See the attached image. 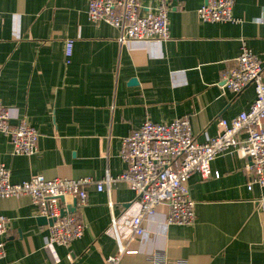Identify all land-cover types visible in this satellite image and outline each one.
<instances>
[{
	"label": "crops",
	"instance_id": "obj_1",
	"mask_svg": "<svg viewBox=\"0 0 264 264\" xmlns=\"http://www.w3.org/2000/svg\"><path fill=\"white\" fill-rule=\"evenodd\" d=\"M88 2L0 0V100L39 131L31 155H12L9 139L0 135V164L11 182L35 174L115 179L126 168L122 141L144 121L187 118L204 142L218 133V117L230 120L255 98L253 84L224 94L220 85L243 43L264 61V0H234V22L202 21L197 10L204 0H167L168 39L122 43L117 28L89 19ZM246 161L224 152L211 162L218 177L192 173L194 223L165 224L163 205L144 221L141 237L129 238L136 195L122 180L103 190L88 184L87 202L76 211L83 234L51 248L45 245L49 224L39 221L30 197H0V215L8 220L0 264H109L106 257L120 245L136 253L117 264H154L156 251L165 264H264V188H247Z\"/></svg>",
	"mask_w": 264,
	"mask_h": 264
},
{
	"label": "built area",
	"instance_id": "obj_2",
	"mask_svg": "<svg viewBox=\"0 0 264 264\" xmlns=\"http://www.w3.org/2000/svg\"><path fill=\"white\" fill-rule=\"evenodd\" d=\"M155 7H143L139 0H89L87 14L93 22H105L119 30L120 43L127 40L164 41L169 38L167 0H157ZM234 0H204L197 13L206 22H234ZM264 23L263 19H260ZM73 40L65 42V57L69 59ZM264 61L244 43L234 64L223 74L220 89L240 93L254 85L255 98L249 109L227 120L217 118L219 131L199 142L193 136L187 118H176L169 123L144 121L126 136L121 144L120 157L125 170L115 179L106 177H55L45 179L40 174L20 182H11L10 170L0 164V197L28 195L37 207L39 216L52 219L45 237V245H67L84 232V224L76 213L87 202L86 186L95 183L97 190L104 184L122 180L135 192L137 212L127 219L129 238L146 235L144 221L158 209L168 208L165 224L192 225L195 221L194 201L187 181L194 172L206 179L219 176L211 169L214 158L224 152H233L246 159L247 188H264ZM241 133L245 134L242 139ZM0 135L11 144V154L31 155L37 151L39 131L19 116V113L0 100ZM75 203V204H74ZM75 209L72 211L71 208ZM8 220L0 215V236L7 229ZM136 250L120 245L116 254L106 257L109 264H117L124 254ZM5 255L0 242V259ZM154 264H165L163 252L150 254ZM177 264H186L178 260Z\"/></svg>",
	"mask_w": 264,
	"mask_h": 264
},
{
	"label": "water",
	"instance_id": "obj_3",
	"mask_svg": "<svg viewBox=\"0 0 264 264\" xmlns=\"http://www.w3.org/2000/svg\"><path fill=\"white\" fill-rule=\"evenodd\" d=\"M136 81L134 80V79H132L131 81H130V83H135ZM75 204V203H74ZM75 208L74 207H72L71 208V210L73 211ZM39 221L40 222H43V223H48L49 225L50 224H52V222H53V220L52 219H47V218H45L44 216H40L39 217Z\"/></svg>",
	"mask_w": 264,
	"mask_h": 264
}]
</instances>
